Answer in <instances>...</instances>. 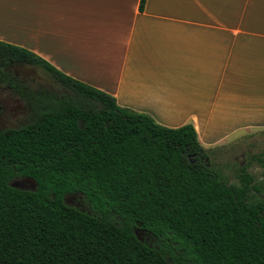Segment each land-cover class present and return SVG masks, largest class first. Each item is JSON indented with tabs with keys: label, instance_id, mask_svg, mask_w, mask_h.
Returning <instances> with one entry per match:
<instances>
[{
	"label": "trees",
	"instance_id": "obj_1",
	"mask_svg": "<svg viewBox=\"0 0 264 264\" xmlns=\"http://www.w3.org/2000/svg\"><path fill=\"white\" fill-rule=\"evenodd\" d=\"M15 65L59 90H33ZM1 84L33 118L0 132V153L35 161L40 189L12 188L0 165V264H264V181L244 166L231 182L193 125L161 126L2 41ZM73 193L89 210L66 203Z\"/></svg>",
	"mask_w": 264,
	"mask_h": 264
},
{
	"label": "crops",
	"instance_id": "obj_2",
	"mask_svg": "<svg viewBox=\"0 0 264 264\" xmlns=\"http://www.w3.org/2000/svg\"><path fill=\"white\" fill-rule=\"evenodd\" d=\"M0 0V41L205 150L264 133V0Z\"/></svg>",
	"mask_w": 264,
	"mask_h": 264
},
{
	"label": "flooded vegetation",
	"instance_id": "obj_3",
	"mask_svg": "<svg viewBox=\"0 0 264 264\" xmlns=\"http://www.w3.org/2000/svg\"><path fill=\"white\" fill-rule=\"evenodd\" d=\"M19 67L23 69V74L17 72ZM11 72L16 76L25 75V81L32 82V89L37 90L38 84L36 82L38 79L28 76L32 74V69H26L22 65H15L12 67ZM48 88L52 90L49 86ZM32 115V105L18 92L17 88L7 84L0 85V132L19 129L29 125L32 122ZM19 116L20 118H18ZM13 123H21V125L13 127L11 126ZM0 165L7 167L6 179L12 188L27 192L39 191L40 169L35 161L22 160L20 158H14L10 154L3 155L0 153ZM65 201L70 206L81 210L86 209L83 194L81 193L67 194Z\"/></svg>",
	"mask_w": 264,
	"mask_h": 264
},
{
	"label": "rangeland",
	"instance_id": "obj_4",
	"mask_svg": "<svg viewBox=\"0 0 264 264\" xmlns=\"http://www.w3.org/2000/svg\"><path fill=\"white\" fill-rule=\"evenodd\" d=\"M26 69L31 70L32 68ZM17 72L24 73L21 67L17 69ZM28 76L38 79L36 82L38 85H45L52 88V90H59V86L41 69H32V74ZM20 125L21 123H13L11 126ZM227 143L225 146L218 145L216 148L207 151L214 168L229 177L231 182L238 183L237 173L241 167L246 166L248 173L254 176L256 182H263L264 166L259 160L264 158V133L234 135ZM88 207L87 205L86 210H89ZM139 235L141 238L143 237L142 233H139Z\"/></svg>",
	"mask_w": 264,
	"mask_h": 264
}]
</instances>
